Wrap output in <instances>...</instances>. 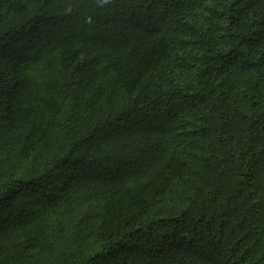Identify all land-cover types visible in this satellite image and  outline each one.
Masks as SVG:
<instances>
[{
    "label": "trees",
    "instance_id": "trees-1",
    "mask_svg": "<svg viewBox=\"0 0 264 264\" xmlns=\"http://www.w3.org/2000/svg\"><path fill=\"white\" fill-rule=\"evenodd\" d=\"M0 264H264V0H0Z\"/></svg>",
    "mask_w": 264,
    "mask_h": 264
}]
</instances>
